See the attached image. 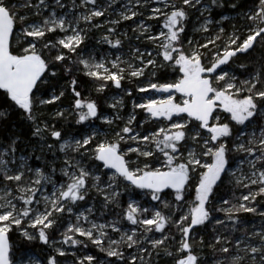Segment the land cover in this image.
I'll return each instance as SVG.
<instances>
[{"label": "snow or ice", "instance_id": "obj_1", "mask_svg": "<svg viewBox=\"0 0 264 264\" xmlns=\"http://www.w3.org/2000/svg\"><path fill=\"white\" fill-rule=\"evenodd\" d=\"M262 202L264 0H0V264H264Z\"/></svg>", "mask_w": 264, "mask_h": 264}, {"label": "rangeland", "instance_id": "obj_2", "mask_svg": "<svg viewBox=\"0 0 264 264\" xmlns=\"http://www.w3.org/2000/svg\"><path fill=\"white\" fill-rule=\"evenodd\" d=\"M114 7L116 8H119L120 5L119 4H116L114 5ZM78 11H82V9H79ZM140 11L142 12H145V16L143 17H136V21L138 22L139 20L141 19H144L146 20L147 23H150V24H153L154 26L156 27H159V24L157 23L156 20H150L148 21L146 18H147V14H148V9H145V8H141ZM195 17H196V14L193 15L192 17V20L195 21ZM117 15L115 13L112 14L111 16V19H117ZM100 20H104V18H99ZM129 25L132 26V28H134L136 25L133 23V21H122L120 23V25H118V30L119 32L123 33V32H127L128 33V36L125 37V36H121V39L123 40V47H122V53L124 55V58L126 59L127 56H128V53H129V49L131 47H134L135 45L139 44L141 46V48H144V47H148V48H151L153 45L150 41H137L135 38H134V33L132 32L131 28L129 27ZM223 25H225V29L227 31H231V27H230V24L228 21H223ZM82 27H84L83 23L81 25ZM110 25H108L106 22H105V27L102 28V29H91L90 30V35L93 36V41L88 43L91 47H94L95 49H97L100 53H103V52H108V51H115L114 49H111L110 50V47L107 45V44H103V43H97V41L100 40V37H101V34H106V29L107 27H109ZM190 27H191V23H190ZM199 35V34H197ZM129 37H132L131 39H129ZM117 54H120V53H117ZM251 66V65H250ZM251 69H248V71H251ZM242 73V72H241ZM246 74V71L243 72V75ZM244 78V77H243ZM241 78V79H243ZM113 97H115L116 99H119L120 95L117 94L115 96H112L109 100H108V107H109V104H111L113 102ZM132 100V98H131ZM131 100L129 101L128 105L126 106L125 104V107L123 108V113L124 114H127L129 112H131L132 110V103H131ZM110 108V107H109ZM111 112L110 113H104L106 115H111L114 113V109L110 108ZM138 119H140V117H138ZM120 123H123V122H120ZM238 192L240 191H243V192H246L247 190L246 189H238L237 190ZM125 198H126V202L128 203L129 201V196L128 194L126 193L125 195ZM134 199H137L135 197H132ZM103 200V196H100L98 195L95 190H93V193H92V197H91V201L87 204V206L91 207L92 206V203L94 202L96 204L97 207L100 206V201ZM138 201H140L145 207H149L151 208L152 204H155L157 202H152L151 204L148 202L149 201V198L147 197H140L138 196ZM126 203V205H127ZM261 207H264V202L261 203ZM81 211H83V207H81L80 209ZM106 214L104 216H100L99 214L95 215L93 217V219L96 220V222L98 223H106V222H110L112 219H113V213H109L108 211H105ZM121 212V211H120ZM119 213V212H118ZM218 215L220 216H223L224 214L223 213H218ZM249 221H259L260 220V217H257V216H253V214H248V217ZM71 222V221H70ZM127 224V222H125ZM128 227H131L130 224L127 225ZM221 231H223V229L221 228ZM209 232H211V226L209 227ZM15 235H19L17 233H14ZM112 237L115 238V239H118L119 238V234L117 233H111ZM211 235V233L209 234ZM210 237V236H209ZM208 237V238H209ZM59 239V238H58ZM66 248L68 246H65ZM210 250V257L212 259V253H211V249L209 248ZM33 254V258H39L38 255H36L35 253H32ZM103 254V253H101ZM104 255V254H103Z\"/></svg>", "mask_w": 264, "mask_h": 264}, {"label": "trees", "instance_id": "obj_3", "mask_svg": "<svg viewBox=\"0 0 264 264\" xmlns=\"http://www.w3.org/2000/svg\"><path fill=\"white\" fill-rule=\"evenodd\" d=\"M189 26H190V25H189ZM223 26L225 27V25H223ZM91 36H92V35H91ZM92 37H93V36H92ZM92 41H93V39L89 40L87 43H90V42H92ZM258 51H259V50H258ZM257 54H258V53H257ZM257 54H254V56L257 55ZM249 59H252V57H250ZM252 67H253L252 65L249 66V69H251ZM234 69H235L236 73H237L241 78H243V77L245 76V75H243V72L246 71L245 69L239 68V67H237V66H234ZM241 72H242V73H241ZM124 83H125V86H126V87H131V86H132V85L129 84L127 81H125ZM90 94H91L92 98H94V99L97 98V94H96L94 91H91V90H90ZM117 94H119L120 96H124V93H123L122 91L117 90V89H114V88H110V89H108L105 93H101V94H99V104H100L101 111H102L103 113H110V112H111V110H110V108L108 107L107 103H108V100H109L112 96H115V95H117ZM130 100H131V97L124 96V104H125L126 106L128 105V103H129ZM67 103H68V101H65V104H67ZM74 119H75L74 117H71V118H70L69 120H67V121H62V123H64V126H65L66 128H68L70 124H73ZM146 127H148V126L146 125ZM125 195H126V193H125L121 198H125ZM133 197H135V198L138 199V196H136L135 194H133ZM125 208H126V207H125ZM160 209L163 210V211H165L166 213L169 211L168 209H163V206H162V205H160ZM121 211H122V210H121ZM245 215L248 217V214H245ZM171 231H172V233H173L174 235L177 236V238H179V233L176 232L175 227H172ZM156 234H159V233H156ZM203 234H205V239H208V236H209V234H210V232H209V228H208L207 230H205V231L203 232ZM58 238H59V236H57V239H58ZM10 241H11V242H14V243L17 244V245L24 244L25 247H29V248H31V249L33 250V253H35V254L38 255L39 257H41V256L43 255V253H42V251H41V245L39 244V242H34V243L30 244V245H29V244H26L25 242L21 241V240L19 239V236H16L14 233L10 234ZM78 247H80L81 251H84L83 246H78ZM72 250L75 251V247H73ZM87 251L90 252V253H93V254H95V255H97V256L100 255V253L97 251V248H96L95 246H93V245H89V248L87 249ZM129 251H131V250H129ZM204 253H205V255L208 257L209 261H211L210 252H209V250H208L207 248L204 249ZM161 264H163V261H161Z\"/></svg>", "mask_w": 264, "mask_h": 264}, {"label": "bare ground", "instance_id": "obj_4", "mask_svg": "<svg viewBox=\"0 0 264 264\" xmlns=\"http://www.w3.org/2000/svg\"><path fill=\"white\" fill-rule=\"evenodd\" d=\"M126 198H121V204H122V206L125 208L127 205H126ZM122 210V208H117V209H115V212H120ZM105 211H107V210H105ZM211 233V232H210ZM155 235H157V236H159V234H155ZM16 236H19V235H16ZM204 236H205V234H204ZM210 236V235H209ZM208 236V237H209ZM208 250H209V248H207ZM97 251L99 252V250L97 249ZM209 252H210V250H209ZM100 253V252H99ZM99 256H103V254H101L100 253V255Z\"/></svg>", "mask_w": 264, "mask_h": 264}]
</instances>
